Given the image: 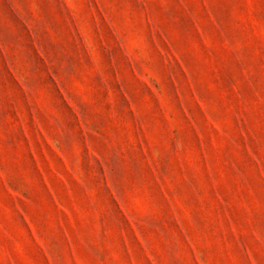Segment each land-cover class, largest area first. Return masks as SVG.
Masks as SVG:
<instances>
[{"label":"rangeland","instance_id":"obj_1","mask_svg":"<svg viewBox=\"0 0 264 264\" xmlns=\"http://www.w3.org/2000/svg\"><path fill=\"white\" fill-rule=\"evenodd\" d=\"M0 264H264V0H0Z\"/></svg>","mask_w":264,"mask_h":264}]
</instances>
